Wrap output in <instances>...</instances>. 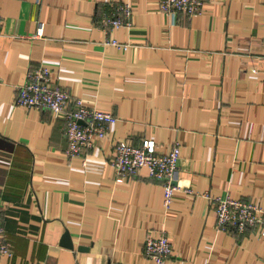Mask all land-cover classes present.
<instances>
[{
  "label": "crops",
  "instance_id": "0c3cea01",
  "mask_svg": "<svg viewBox=\"0 0 264 264\" xmlns=\"http://www.w3.org/2000/svg\"><path fill=\"white\" fill-rule=\"evenodd\" d=\"M121 3L130 26L103 27ZM0 18V221L12 252L0 264H155L141 249L161 225L173 249L163 264H264V237L216 231L205 196L264 208V0H202L192 18L158 0H0ZM40 64L117 118L85 166L65 153L61 116L13 104ZM144 139L158 153L180 145L168 211L145 168L118 179L110 166L115 144Z\"/></svg>",
  "mask_w": 264,
  "mask_h": 264
},
{
  "label": "built area",
  "instance_id": "2783aa9c",
  "mask_svg": "<svg viewBox=\"0 0 264 264\" xmlns=\"http://www.w3.org/2000/svg\"><path fill=\"white\" fill-rule=\"evenodd\" d=\"M202 0H158L159 10L166 14L185 13L189 18L201 12ZM132 7L129 3H121L112 15H104L100 24L116 29L130 26ZM2 20L0 18V28ZM110 43L120 50H125L128 43H119L114 39ZM13 104L25 108L47 109L61 116L63 133L67 141L65 153L69 157L80 156L81 165L85 166L83 153L93 148L96 142L106 137L109 126L116 121V116L85 105L80 97H72L70 93L51 81L50 70L45 65H38L28 72L25 81L16 86ZM180 145L177 142L167 152L158 153L156 143L144 139L139 145L122 142L114 146V154L109 160L114 175L118 179L136 177L142 168L148 176L160 181L163 186V208L168 211L178 190L175 184ZM193 193L191 188L185 189ZM216 215V231H233L242 234L247 227L264 237V208L253 203L226 197H209ZM142 254L163 264L172 253L165 227L161 225L157 234L146 235L142 244ZM12 255L10 244L6 241L0 221V257Z\"/></svg>",
  "mask_w": 264,
  "mask_h": 264
},
{
  "label": "water",
  "instance_id": "95a60500",
  "mask_svg": "<svg viewBox=\"0 0 264 264\" xmlns=\"http://www.w3.org/2000/svg\"><path fill=\"white\" fill-rule=\"evenodd\" d=\"M62 244L65 246V247H68V248H72V242L69 238V235L67 232H65L62 236Z\"/></svg>",
  "mask_w": 264,
  "mask_h": 264
}]
</instances>
